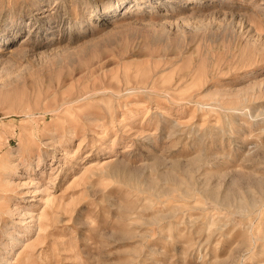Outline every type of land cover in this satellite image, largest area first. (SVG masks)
<instances>
[{"label":"rangeland","instance_id":"374dc122","mask_svg":"<svg viewBox=\"0 0 264 264\" xmlns=\"http://www.w3.org/2000/svg\"><path fill=\"white\" fill-rule=\"evenodd\" d=\"M0 264H264V0H0Z\"/></svg>","mask_w":264,"mask_h":264},{"label":"bare ground","instance_id":"6f19581e","mask_svg":"<svg viewBox=\"0 0 264 264\" xmlns=\"http://www.w3.org/2000/svg\"><path fill=\"white\" fill-rule=\"evenodd\" d=\"M17 240H19V239H17ZM15 241V240H14ZM17 243V242H16Z\"/></svg>","mask_w":264,"mask_h":264}]
</instances>
